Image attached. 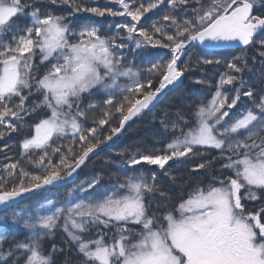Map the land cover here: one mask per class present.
<instances>
[{
	"label": "snow or ice",
	"instance_id": "obj_1",
	"mask_svg": "<svg viewBox=\"0 0 264 264\" xmlns=\"http://www.w3.org/2000/svg\"><path fill=\"white\" fill-rule=\"evenodd\" d=\"M108 2L119 10L86 0H0V141L26 125L30 131L19 158L0 166V211L73 184L98 150L115 144L129 121L191 71V48L212 57L234 46L243 53L226 65L231 72L209 99L187 116L165 114L161 128L170 138L117 153L125 158L107 180L94 176L63 200L44 195L11 220L0 216V264H56L66 249L80 264H264V90L243 79L250 48L264 66V0ZM149 13H163L148 17L150 31L141 23ZM109 17L104 34L94 18ZM137 59L149 60L147 78ZM33 114L39 117L29 124ZM217 161L215 174L161 210L173 187L187 185L174 167L203 175ZM141 169L146 174L137 176ZM58 232L65 247L49 248Z\"/></svg>",
	"mask_w": 264,
	"mask_h": 264
},
{
	"label": "trees",
	"instance_id": "obj_2",
	"mask_svg": "<svg viewBox=\"0 0 264 264\" xmlns=\"http://www.w3.org/2000/svg\"><path fill=\"white\" fill-rule=\"evenodd\" d=\"M86 3L91 4L92 6H100L104 7L107 5L114 10H119V6L114 3H109L108 0H99V3H94V0H86ZM51 7V6H50ZM59 12H64L65 9L60 8ZM153 16L152 13H149L145 18V21L141 23L144 24V27L149 31L151 30L150 24L152 19H159L160 15ZM98 21L102 22V32L104 34L107 33V28L109 23H113V18H94ZM115 21H124V17H116ZM86 21L81 19L79 23H85ZM158 51V50H153ZM243 50H227L224 52L215 53V57L209 56L208 53L201 48H195L194 50L188 53V56L191 58L188 66L191 68V71L187 72L184 76L183 82L169 91L165 97L157 103L151 111H145L140 116L135 118L125 129L122 137L113 144L109 149H106L94 157L90 158V160L86 163L77 176V180L70 186H66L64 188H55L52 190V193H39L35 196H32L28 200L19 204L15 208H11L9 211L0 214V216H5L8 212H14L18 209H22L27 206L31 200L38 199L44 195H51L53 193L59 194L60 199H64V194L72 187L89 180L97 175H103L104 179L107 180L110 173H115L117 169L114 164H118L125 157L117 155L119 152H125L126 154H131L137 147L143 146H152L153 140H164L171 137V133L165 136L162 128H161V120L165 119V114H167V118L172 120L175 118V114L177 112H182L185 116L189 114L191 109L195 108L198 103L204 102L210 98L213 90L217 82L220 79V76L226 73H230L226 65L232 61L235 57L242 55ZM248 58V66L251 68V72L245 71L243 74V79L247 82L248 85H251L254 91H262L264 90V66L261 65L258 51L255 48H250L247 53ZM200 57L207 58H215L221 61L220 65H199L198 59ZM255 58V59H253ZM153 62L158 60V57L149 58ZM182 60L185 57L181 58ZM136 66L145 70V78H147L146 69L150 66L148 59H137ZM155 80L156 78L153 77ZM196 80H201L203 84H196ZM155 86V84H154ZM247 106H251V102H247ZM100 115V112H90L89 118H95ZM39 117V114H33L31 117H27L29 124L36 121ZM30 131L28 126L26 125L23 129L20 130L19 133H13L11 136L7 137L5 141H0V148H3L4 144L8 145L6 152L0 151V166L5 163L11 162L12 160L18 159L20 154V142L21 139L25 135H29ZM5 155L9 157V160L5 159ZM216 153L212 152L210 155L206 157V159H211L212 156H215ZM203 162V160H200ZM220 162L217 161L215 165L207 170V172L203 173V175L196 174L190 171V166L188 165H179L172 169V174L177 175L183 178L187 185L183 188L173 187L171 189L172 200L168 201L166 205L162 203L160 205L161 210L165 206L171 207V205L179 199L180 195L188 190V188L195 184L198 180L207 181L210 175L215 174V169L219 167ZM33 170V169H30ZM35 171V170H33ZM137 176L146 174L144 169H141L139 172L135 173ZM159 181L162 186L167 189L169 187V180L167 177L161 175L159 177ZM114 182V181H113ZM156 200H160V197L157 196ZM64 240L65 237L62 233L58 232L56 234L55 239L48 243L50 248L51 244H56L59 248H64ZM56 264H65L67 261L68 264H80V257L75 252V250H65L62 253L55 254Z\"/></svg>",
	"mask_w": 264,
	"mask_h": 264
},
{
	"label": "water",
	"instance_id": "obj_3",
	"mask_svg": "<svg viewBox=\"0 0 264 264\" xmlns=\"http://www.w3.org/2000/svg\"><path fill=\"white\" fill-rule=\"evenodd\" d=\"M195 48H200V47H193V48H191V50L190 51H192L193 49H195ZM202 49V48H201ZM242 48L241 47H239V46H234V47H232V48H228V49H218V50H215V53H217V52H224V51H227V50H241ZM205 51V50H204ZM183 79H184V77L182 78V80L180 81V82H177L175 85H173V86H169V89H166L165 90V94H162L161 95V97L159 98V100H158V102L157 103H159L164 97H165V95L170 91V90H172V89H175L182 81H183ZM157 103H155V105L157 104ZM153 109V107L150 109V110H146V111H151ZM135 118H137V117H135ZM135 118H133V120L135 119ZM132 120V121H133ZM132 121H129V123L125 126V129H126V127L132 122ZM123 134V133H122ZM122 134H121V136H122ZM120 136V137H121ZM108 148H110V147H106V148H104L103 150H98V153H100V152H102V151H104V150H106V149H108ZM83 168V167H82ZM80 172V171H79ZM76 180H77V178H76ZM75 180V181H76ZM75 183V182H74ZM70 185H72V184H69V185H67V186H70ZM35 195V194H34ZM34 195H31V196H29V197H25V198H22L21 200H20V202L19 203H17L16 205H14V207H11V208H15V207H17L19 204H21V203H23L24 201H26V200H28L30 197H32V196H34ZM11 208H8V209H6V210H3V211H0V213H3V212H5V211H7V210H9V209H11Z\"/></svg>",
	"mask_w": 264,
	"mask_h": 264
},
{
	"label": "rangeland",
	"instance_id": "obj_4",
	"mask_svg": "<svg viewBox=\"0 0 264 264\" xmlns=\"http://www.w3.org/2000/svg\"><path fill=\"white\" fill-rule=\"evenodd\" d=\"M213 152H215V151H213ZM215 153H216V152H215ZM216 155H217V153H216ZM40 199H41V197L38 198V199H35V200H31L30 203H28V205L25 206V207H23V208H27V207H29V206H34V205L36 204V202H37L38 200H40ZM23 208H22V209H23ZM16 211H17V210H16ZM14 212H15V211H14ZM14 212H8L7 214H5V216H7L9 220H11V214L14 213ZM55 237H56V236H55ZM54 239H55V238H54ZM54 239L48 241V243L52 242Z\"/></svg>",
	"mask_w": 264,
	"mask_h": 264
},
{
	"label": "bare ground",
	"instance_id": "obj_5",
	"mask_svg": "<svg viewBox=\"0 0 264 264\" xmlns=\"http://www.w3.org/2000/svg\"><path fill=\"white\" fill-rule=\"evenodd\" d=\"M122 135H123V134H122ZM121 137H122V136H121ZM121 137H120V138H121ZM120 138H119V139H120ZM108 149H109V148H108ZM97 154H98V153H97ZM94 156H95V155H94Z\"/></svg>",
	"mask_w": 264,
	"mask_h": 264
}]
</instances>
